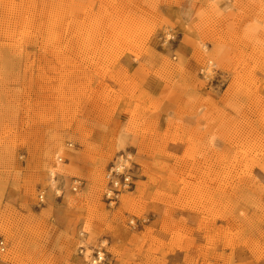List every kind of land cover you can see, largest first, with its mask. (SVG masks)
I'll return each instance as SVG.
<instances>
[{"label": "rangeland", "instance_id": "374dc122", "mask_svg": "<svg viewBox=\"0 0 264 264\" xmlns=\"http://www.w3.org/2000/svg\"><path fill=\"white\" fill-rule=\"evenodd\" d=\"M0 239V264H264V0H0Z\"/></svg>", "mask_w": 264, "mask_h": 264}, {"label": "built area", "instance_id": "2783aa9c", "mask_svg": "<svg viewBox=\"0 0 264 264\" xmlns=\"http://www.w3.org/2000/svg\"><path fill=\"white\" fill-rule=\"evenodd\" d=\"M133 174L130 168H126L125 165L113 166L111 170L106 175L107 187L105 190V199L109 203V206L114 207L121 200L122 195L125 192L131 190L134 186ZM81 182L74 186V191H77ZM42 196L41 199H43ZM0 251H6V243L3 239H0ZM81 254H86V249L81 246ZM87 264H110L108 257L103 250L99 247L93 250V253L88 256Z\"/></svg>", "mask_w": 264, "mask_h": 264}, {"label": "bare ground", "instance_id": "6f19581e", "mask_svg": "<svg viewBox=\"0 0 264 264\" xmlns=\"http://www.w3.org/2000/svg\"><path fill=\"white\" fill-rule=\"evenodd\" d=\"M51 176L53 177L54 175H55V172H51ZM54 182H55V179H52L50 182H49V184H50V186H54Z\"/></svg>", "mask_w": 264, "mask_h": 264}]
</instances>
